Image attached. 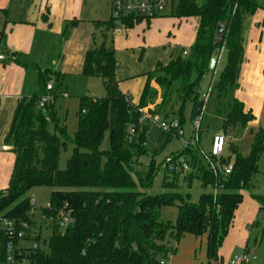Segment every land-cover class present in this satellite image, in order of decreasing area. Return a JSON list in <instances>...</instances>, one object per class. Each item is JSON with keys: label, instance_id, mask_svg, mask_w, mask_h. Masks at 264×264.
I'll return each mask as SVG.
<instances>
[{"label": "trees", "instance_id": "trees-1", "mask_svg": "<svg viewBox=\"0 0 264 264\" xmlns=\"http://www.w3.org/2000/svg\"><path fill=\"white\" fill-rule=\"evenodd\" d=\"M259 8L258 0H201L198 3L183 0L170 16L198 19L196 41L187 57L183 56V50L181 56L166 66L158 65L148 75L138 106H133L118 87L112 43L116 22L111 19L109 23L100 24L101 42L94 43L87 51L83 75L101 78L106 97L85 96L80 99L78 129L72 139L75 149L65 170L59 169V161L61 152L67 150L66 134L61 138L50 133L46 114L38 109L40 100L53 93L46 89L51 77L39 75V90L17 105L7 136L16 161L8 188L0 191V217L14 220L18 225L28 224L31 237L27 240L43 245L36 249L32 248L31 242L20 246L17 262L161 264L168 260L165 241L169 233L177 240L183 234L194 237L208 234L210 264L218 262L219 249L234 223L236 210L243 202L242 191L251 187L258 173L257 164L264 155V129L256 134L248 157L236 153L233 171L228 176L224 175L223 168L229 162L221 159L219 164L223 165L216 168L218 160L211 158L210 153L207 160L214 165H203L199 158L200 132L196 133L198 146L193 145L172 155V158L184 157L191 168V172L183 176L184 181L197 179L202 187L211 186L214 190L212 194H202L199 201L193 203L188 196L172 192L178 189L180 175L167 168L165 191L158 196L148 194L157 170L153 162L149 167L135 169L137 159L146 153L145 145L152 125L150 121L140 123L141 110H146L159 97L162 103L157 112L148 111L163 121L175 120L169 118L175 113L174 107L186 101H190L195 109L201 100L204 79L210 73V58L224 45L227 62L216 93L223 97L229 88L237 86L244 63L243 23ZM139 21L126 18L123 24L129 28ZM219 25L225 28L222 44H217ZM153 82L157 88L151 85ZM226 115L221 128L227 136L238 124H247L253 119L251 112L236 99L230 101ZM131 130L134 131L132 134ZM106 132L110 133V149L103 154L99 147ZM174 136L176 134L172 132H161L165 145ZM35 187L53 189L50 208L45 206L40 210L46 226L43 221L41 225L35 221L34 207L28 197L29 191ZM254 197L264 214V196ZM165 207L177 209L174 224L163 219L162 209ZM62 210L71 211L73 218V222L64 227L59 226L57 219ZM37 211L38 208L35 213ZM50 219L54 221L49 222ZM44 226L50 229L47 239L43 238ZM250 231L252 236L244 250L249 255L264 246V220L252 224ZM8 241L7 235L0 234L2 254ZM2 254L0 262L4 258Z\"/></svg>", "mask_w": 264, "mask_h": 264}, {"label": "crops", "instance_id": "crops-1", "mask_svg": "<svg viewBox=\"0 0 264 264\" xmlns=\"http://www.w3.org/2000/svg\"><path fill=\"white\" fill-rule=\"evenodd\" d=\"M258 3L260 8L244 20H247L245 25L243 23L244 63L238 84L226 93L231 95L232 100L243 103L246 111H253L258 118L264 119V1L261 3L258 0ZM111 16V0H0V55L5 57V60L0 61V191L8 188L15 166L16 156L12 145L7 143V136L18 103L39 90L40 74L50 76V81L56 80L59 87L68 79L85 77L83 69L86 53L94 43L100 44V24L109 23ZM183 20L188 22L187 19ZM156 21L159 19H153V22ZM144 22L149 21H139L137 26ZM176 25L173 31L183 39V47L177 53L173 50L166 61L163 55L162 58L159 55L152 56V52L160 53L161 45L151 47L145 39L141 44L136 43L128 31L134 26H122L120 32L113 33L118 87L133 106L140 103L148 75L158 65L166 66L181 56L183 50L189 52L194 45L199 20L194 25H183L182 21ZM151 85L157 88L154 82ZM152 106L146 109L147 112L153 109ZM217 134H224L227 141L230 140L222 128ZM256 203L253 213H247L248 228L256 222L253 220L257 214L261 213V207ZM239 207L237 213L240 212ZM249 238L248 233L243 231L234 240L241 246L242 253ZM222 246L218 252V262L227 263L234 255L224 261Z\"/></svg>", "mask_w": 264, "mask_h": 264}, {"label": "rangeland", "instance_id": "rangeland-1", "mask_svg": "<svg viewBox=\"0 0 264 264\" xmlns=\"http://www.w3.org/2000/svg\"><path fill=\"white\" fill-rule=\"evenodd\" d=\"M263 3L264 0H259ZM166 18H156L159 21L153 22V19L149 22H144L142 25L134 26L132 30H128L131 36L134 37L136 43L141 44L145 39L151 47L161 45V51L159 54L152 52V56L159 55L165 58V61L170 56V53L175 50L177 53L183 47V39L179 38L178 35L173 31L174 25L177 28V23L182 21L189 25L197 23V19L177 20L176 17H170L168 12ZM247 22V20H246ZM244 22V25L246 24ZM148 23V26H147ZM111 41V40H110ZM98 44V43H96ZM164 53H161V52ZM163 62V59H161ZM227 62V50L225 45L222 47L219 62L216 70L210 72L204 79L201 87V100L204 102L203 110L199 116L197 122H192L193 104L190 101H186L185 104H179L174 107L175 113L169 118L175 119L181 122V127L184 133L183 140L193 143L198 146L197 132H200L201 141L199 147L201 149L199 158L203 165L208 167L209 164L214 165L213 162H208V154L212 147V137L216 133L221 131L223 122L227 117L228 105L232 100L231 95L227 94L223 97H218L216 93V86L221 73L223 72ZM55 90L51 94L55 99L51 101L50 94L47 98L46 108L42 111L46 114L48 119V130L52 134H57L62 138L64 134L67 137V150L61 152L59 161V169L65 170L67 162L72 156L75 146L72 141L74 134L78 129V114L80 112V99L88 96L97 99H103L106 97L103 81L101 78H86L81 79H68L66 83H63L62 87L57 85L56 80L53 81ZM67 97L64 98L63 95ZM156 103V104H155ZM151 112H157L159 105L162 103L161 97L155 101ZM253 115V119L247 124H238L230 133V140L226 144L224 153L221 158L215 163L216 168L223 165L219 164L220 160L228 161L232 164L236 158V153L242 157H248L250 155L252 144L255 140L256 134L260 129L264 128V119L258 118L253 111H250ZM199 131H198V130ZM199 135V134H198ZM184 145L181 138L174 136L170 143L164 144L161 140V131L158 124L150 126V134L145 145V155L141 156L136 161L135 169L139 170L144 167H149L153 162L155 164L157 174L153 182L152 188L148 191L151 196L161 195L164 189V181L166 180V161L172 157V155L182 151ZM110 149V133L106 132L103 137V141L99 147L101 153H105ZM197 151V150H196ZM208 159V160H207ZM258 173L255 175L251 182V187L242 191L243 202L239 207L240 212H236V218L233 227L229 230L225 244L222 248L224 249L223 258L227 261L230 256L242 253L241 246H238L234 241L236 240L243 231L247 232L251 237V231L247 225L248 212L253 213L254 207L256 206V199L254 196H264V155L259 158L258 161ZM218 166V167H217ZM137 182V177L134 176ZM184 177L181 176L178 180V189L172 192L180 193L183 196H188L191 202L197 203L202 194H212L214 190L211 186L206 188L202 187L201 183L197 179H193L191 182L184 181ZM172 177L170 178V180ZM53 189L45 187H35L29 191L28 197L36 201V207L38 211L35 213V221L41 225V212L47 203ZM244 210V212H242ZM176 208L165 207L162 209L163 219L171 224L176 220ZM242 212V214H241ZM264 214L259 213L253 221L263 222ZM45 228V226H44ZM259 230L261 231L262 229ZM64 230V228H62ZM43 238L50 235V229H42ZM47 239V238H46ZM45 239V240H46ZM208 235L204 234L201 237H194L189 234H183L178 240L173 238L169 233L167 235L165 246L168 249V260L167 264H210L208 258ZM27 245V244H25ZM48 245V243H47ZM225 245V246H224ZM252 257L256 260L252 264H264V246L260 249L252 251ZM214 262L211 264H217ZM27 264V263H26Z\"/></svg>", "mask_w": 264, "mask_h": 264}, {"label": "built area", "instance_id": "built-area-1", "mask_svg": "<svg viewBox=\"0 0 264 264\" xmlns=\"http://www.w3.org/2000/svg\"><path fill=\"white\" fill-rule=\"evenodd\" d=\"M183 0H111V10H112V20L116 22V29L114 33L121 31V27L124 26L123 20L126 18H132L136 21H150L152 19L161 18L166 16L169 12L170 15L175 11V9L182 3ZM197 3L201 0H195ZM183 56H188V51L183 52ZM5 60L3 55H0V61ZM46 89L48 92L54 90L53 81H49ZM48 96L43 97L39 104L38 109H44L46 107ZM51 101L54 100V97L50 95ZM143 116L140 123L150 121L152 125L158 124L159 129L162 133H175L176 136L181 138V141L184 145V148H189L194 145L193 141L185 142L182 138L184 136L181 124L177 120H168L163 121L158 116H152L147 110H141ZM134 131L131 130L132 134ZM227 144V138L224 134H217L214 136L212 141V147L210 151L211 158L218 160L222 157L225 147ZM7 149L6 147L4 148ZM166 168L170 171H175L181 176L191 172V168L187 163L184 157L170 158L166 161ZM233 171V165L229 164L223 168V173L225 176H228ZM31 206L34 207L33 214H35L36 201L34 199L30 200ZM46 207L50 208V203H47ZM72 212L64 210L60 211L57 215L58 224L60 227L67 226L73 222L71 216ZM35 216V215H34ZM42 221L45 219L42 218ZM54 221V219L48 220ZM47 222L43 221V224L46 226ZM41 227V226H40ZM30 226L26 223L18 225L16 221L9 220L8 218L0 217V234L7 235L9 241L4 247L3 254L0 252V255H4L3 261L0 264H20L16 261V256H19L20 253L17 252L20 246L25 245L26 243L31 242L32 248H41L43 245H38L33 240L28 241L27 238L31 235L29 234ZM256 258L251 255L243 252L234 255L227 264H252L255 262ZM161 264H167V262L162 261Z\"/></svg>", "mask_w": 264, "mask_h": 264}, {"label": "water", "instance_id": "water-1", "mask_svg": "<svg viewBox=\"0 0 264 264\" xmlns=\"http://www.w3.org/2000/svg\"><path fill=\"white\" fill-rule=\"evenodd\" d=\"M224 32H225V28L223 25H219L218 26V30H217V38L219 39L218 40V43L217 44H222V40H221V37L224 36ZM220 55H221V52H216L214 54H212L211 58H210V61H209V65H208V71L209 72H214L216 70V67H217V64L219 62V58H220ZM203 106H204V102L202 100H200L194 111H193V114H192V122H197L199 116L201 115L202 113V110H203Z\"/></svg>", "mask_w": 264, "mask_h": 264}]
</instances>
